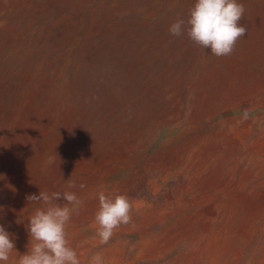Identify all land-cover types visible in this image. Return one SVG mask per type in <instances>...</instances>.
Segmentation results:
<instances>
[{"label":"rangeland","instance_id":"obj_1","mask_svg":"<svg viewBox=\"0 0 264 264\" xmlns=\"http://www.w3.org/2000/svg\"><path fill=\"white\" fill-rule=\"evenodd\" d=\"M195 2L0 0V225L16 253L43 206L26 197L74 191L81 264L264 263V0H238L247 35L223 57L169 33ZM101 191L132 204L107 244Z\"/></svg>","mask_w":264,"mask_h":264},{"label":"clouds","instance_id":"obj_2","mask_svg":"<svg viewBox=\"0 0 264 264\" xmlns=\"http://www.w3.org/2000/svg\"><path fill=\"white\" fill-rule=\"evenodd\" d=\"M245 7L238 0H196L190 9L189 18L177 19L169 27L172 36L187 37L203 49H210L211 55H231L238 40L247 35V29L239 22ZM247 117V112L245 113ZM69 189H84L85 184L76 185L68 181ZM30 203L42 204L28 219L30 236L28 251L19 255L15 244L0 225V264H8L11 255L18 256L16 264H81L77 251L70 246L66 227L74 211L82 204L74 191L43 192L26 197ZM99 207L94 223L96 235L101 244H107L121 225L132 224V204L126 195L119 193H98ZM63 201V203H58ZM89 264H105L101 253L90 257Z\"/></svg>","mask_w":264,"mask_h":264},{"label":"bare ground","instance_id":"obj_3","mask_svg":"<svg viewBox=\"0 0 264 264\" xmlns=\"http://www.w3.org/2000/svg\"><path fill=\"white\" fill-rule=\"evenodd\" d=\"M263 16V15H262ZM14 30V29H13ZM18 30V29H17ZM111 30V29H110ZM109 30V31H110ZM12 35H13V33H12ZM32 39V38H31ZM48 39V38H47ZM13 51V50H12ZM27 53V52H26ZM54 62V61H53ZM56 66V65H55ZM33 67V66H32ZM52 67V66H51ZM57 67H59V66H57ZM77 67V66H76ZM58 69V68H57ZM62 69V68H61ZM26 72H28V71H26ZM30 72V71H29ZM50 72V71H49ZM48 72V73H49ZM56 72V71H55ZM62 72H64V71H62ZM68 72V71H67ZM47 73V74H48ZM58 73V72H57ZM19 74V73H18ZM22 74V73H21ZM62 74V73H61ZM25 75V74H24ZM29 75V74H28ZM34 75V74H33ZM54 75H56V74H54ZM59 75V74H58ZM32 76V75H31ZM30 76V77H31ZM51 76H52V74H51ZM27 77V76H26ZM48 77V76H47ZM46 78V77H45ZM44 78V79H45ZM23 79V78H22ZM27 79V78H26ZM35 79V78H34ZM55 80V79H54ZM21 82V81H20ZM22 82H23V80H22ZM30 83V82H29ZM21 84H23V83H21ZM52 84H53V82H52ZM25 85V84H24ZM28 85V84H27ZM38 85H40V83L38 84ZM57 85V84H56ZM46 86V85H45ZM52 86V85H51ZM55 86V85H54ZM34 87V86H33ZM42 87H43V85H42ZM35 88V87H34ZM29 89V88H28ZM56 89V88H55ZM58 89V88H57ZM31 90H32V88H31ZM50 90V89H49ZM48 90V91H49ZM52 90V89H51ZM40 91H42V90H40ZM39 91V92H40ZM47 91V90H46ZM18 92H20V91H18ZM25 92H27V91H25ZM264 92V91H263ZM10 93V92H9ZM43 93V92H42ZM57 93V92H56ZM21 94V93H20ZM26 94V93H25ZM48 95H49V92L47 93ZM136 94H137V92H136ZM46 95V94H45ZM110 96V95H109ZM28 97V96H27ZM10 98V97H9ZM32 98H33V96H32ZM31 98V99H32ZM47 98V97H46ZM30 99V100H31ZM45 99V98H44ZM52 99V98H51ZM23 100V99H22ZM26 100V99H25ZM50 101V100H49ZM53 101V100H52ZM9 102V101H8ZM11 102V101H10ZM38 101H36V103H37ZM45 103V102H44ZM24 104V103H23ZM28 104V103H27ZM39 104V103H38ZM46 104H47V102H46ZM35 105V104H34ZM43 105V104H42ZM31 106V105H30ZM46 106V105H45ZM78 106V105H77ZM66 107V106H65ZM72 107V106H71ZM87 107V106H86ZM108 107V106H107ZM17 108V107H16ZM46 108V107H45ZM69 108V107H68ZM33 109H34V107H33ZM49 109V108H48ZM114 109V108H113ZM16 110V109H15ZM21 110V109H20ZM27 110H29V108L27 109ZM36 110V109H35ZM38 110V109H37ZM43 110V109H42ZM107 110V109H106ZM25 111V110H24ZM23 111V112H24ZM40 111V110H39ZM47 111H49V110H47ZM58 111V110H57ZM67 111V110H66ZM112 111V110H111ZM119 111V110H118ZM15 112V111H14ZM42 112V111H41ZM44 112V111H43ZM104 112V111H103ZM4 113V112H3ZM39 112H37V114H38ZM49 113V112H48ZM17 113H15V115H16ZM26 114V113H25ZM60 114V113H59ZM67 114V113H66ZM65 114V115H66ZM36 115V114H35ZM118 115V114H117ZM14 116V115H13ZM38 116H39V114H38ZM105 117V116H104ZM110 117H112V116H110ZM22 118V117H21ZM28 118V117H27ZM32 118V117H31ZM106 118V117H105ZM7 119V118H6ZM14 119V118H13ZM44 119H46V118H44ZM66 119V118H65ZM69 119V118H68ZM109 119V118H108ZM62 120V119H61ZM43 121V120H42ZM45 122H46V120H44ZM8 122V121H7ZM245 123V122H244ZM3 124V123H2ZM27 124V123H26ZM43 124H45V123H43ZM32 125V124H31ZM13 126V125H12ZM16 126H17V124H16ZM58 126H59V124H58ZM16 128V127H15ZM30 128V127H29ZM34 128H35V126H34ZM17 129V128H16ZM42 129V128H41ZM40 129V130H41ZM26 130V129H25ZM35 130H37V128L35 129ZM54 130V129H53ZM120 130V129H119ZM10 131V130H9ZM42 131V130H41ZM44 131V130H43ZM20 132H22V131H20ZM25 132V131H24ZM36 132V131H35ZM34 132V133H35ZM14 133V132H13ZM40 133H42V132H40ZM48 133V132H47ZM6 134V133H5ZM19 134V133H18ZM21 134H23V133H21ZM26 134V133H25ZM28 134V133H27ZM26 134V135H27ZM32 134V133H31ZM15 135H16V133H15ZM238 135V134H237ZM36 136V135H35ZM46 136V135H45ZM14 137V136H13ZM19 137V136H18ZM18 137H17V139H18ZM7 138V137H6ZM61 138V137H60ZM3 139V138H2ZM10 139V138H9ZM238 139V138H237ZM13 140V139H12ZM11 140V141H12ZM57 140V139H56ZM10 141V142H11ZM58 142V141H57ZM1 143V142H0ZM50 143V142H49ZM62 143V142H61ZM253 143H255V142H253ZM9 144V143H8ZM256 144H258V143H256ZM6 147H8V146H6ZM150 147V146H149ZM182 147V146H181ZM177 148V147H176ZM39 150H41V149H39ZM136 151V150H135ZM158 153V152H157ZM1 154V153H0ZM94 155V154H93ZM181 155V154H180ZM4 156V155H3ZM1 158H2V156H1ZM42 158V157H41ZM91 158V157H90ZM127 158V157H126ZM178 158V157H177ZM89 159V158H88ZM150 159V158H149ZM6 160V159H5ZM7 162V161H6ZM92 162V161H91ZM170 162V161H169ZM120 163V162H119ZM165 163V162H164ZM34 164V163H33ZM125 164V163H124ZM5 166V165H4ZM86 166V165H85ZM89 166V165H88ZM91 166V165H90ZM76 167V166H75ZM82 167V166H81ZM107 167H109V165L107 166ZM106 167V168H107ZM84 168V167H83ZM96 168V167H95ZM120 168V167H119ZM72 169V168H71ZM75 169V168H74ZM162 170V169H161ZM159 171V170H158ZM28 172V171H27ZM104 172V171H103ZM118 172V171H117ZM172 172V171H171ZM248 172V171H247ZM77 173V172H76ZM90 173H92L91 172V170H90ZM116 173V172H115ZM103 175V174H102ZM105 175V174H104ZM93 177V176H92ZM92 177H90V178H92ZM109 177H112V176H109ZM21 178V177H20ZM75 178V177H74ZM222 178V177H221ZM97 179V178H96ZM112 179V178H111ZM165 179V178H164ZM213 179V178H212ZM218 179V178H217ZM16 180V179H15ZM54 182V181H53ZM212 182V181H211ZM216 183V182H215ZM15 184V183H14ZM208 184V183H207ZM67 185V184H66ZM123 185V184H122ZM122 185H120L121 187H122ZM263 187V186H262ZM207 194V193H206ZM211 194V193H210ZM15 195V194H14ZM229 197V196H228ZM9 199V198H8ZM7 199V200H8ZM234 200V199H233ZM238 200V199H237ZM219 201V200H218ZM2 202V201H1ZM260 202V201H259ZM233 203V202H232ZM3 204V203H2ZM229 204V203H228ZM22 205V204H21ZM29 205V204H28ZM256 205V204H255ZM257 207V206H256ZM234 209V208H233ZM259 210V209H258ZM200 212V211H199ZM260 213V212H259ZM254 214V213H253ZM202 215V214H201ZM213 215V214H212ZM214 215H216V214H214ZM252 215V214H251ZM250 215V216H251ZM200 216V215H199ZM234 216V215H233ZM252 216H254V215H252ZM212 217H214V216H212ZM218 217V216H217ZM209 219V218H208ZM229 220V219H228ZM209 221V220H208ZM148 222V221H147ZM146 225V224H145ZM206 226V225H205ZM136 227V226H135ZM245 227V226H244ZM247 228V227H246ZM138 230V229H137ZM246 232V231H245ZM227 238V237H226ZM153 243V242H152ZM151 243V244H152ZM148 244V243H147ZM246 245V244H245ZM150 245H148V247H149ZM152 246V245H151ZM223 247V246H222ZM146 249V248H145ZM154 249V248H153ZM151 251H152V249H151ZM231 253V252H230ZM112 259V258H111ZM264 264V263H263Z\"/></svg>","mask_w":264,"mask_h":264}]
</instances>
